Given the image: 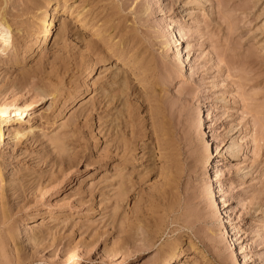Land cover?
<instances>
[{
    "label": "rangeland",
    "instance_id": "1",
    "mask_svg": "<svg viewBox=\"0 0 264 264\" xmlns=\"http://www.w3.org/2000/svg\"><path fill=\"white\" fill-rule=\"evenodd\" d=\"M0 20V102L42 99L0 144V264H264V0H0Z\"/></svg>",
    "mask_w": 264,
    "mask_h": 264
},
{
    "label": "bare ground",
    "instance_id": "2",
    "mask_svg": "<svg viewBox=\"0 0 264 264\" xmlns=\"http://www.w3.org/2000/svg\"><path fill=\"white\" fill-rule=\"evenodd\" d=\"M51 1H49L50 3ZM46 5V9L44 10V16L42 17V23L40 30H42V34H40V43L42 45L49 44L51 42V39L53 38V35L55 34V20H56V13L51 9L50 4ZM174 27H176V22L171 23ZM41 32V31H40ZM39 34L36 35L37 38H39ZM12 30L9 25L6 24V21L0 20V50L4 51L7 50L12 45L11 40ZM13 47V46H12ZM181 51V54L183 55V48H179ZM95 69V64L92 65L90 72L92 73ZM46 95V94H45ZM76 98L73 100L75 101ZM42 99H37L34 101H27L25 103H20L16 99H10L0 102V144L2 141L5 140V137L7 133H9L11 130V127L17 125L21 122H28V120L25 118L28 115L32 114V110L34 108V105L40 103ZM30 120V119H29ZM17 135L19 133H16ZM212 168L214 173V181L212 182L210 188L207 189L206 193L210 197H214L215 190L217 188L218 180H217V170H216V164L217 160L213 159L212 161ZM229 219L231 220V224L229 226V231H234L232 219L229 215ZM34 226V225H33ZM169 257H166L162 264H184L179 259V254L177 250H172Z\"/></svg>",
    "mask_w": 264,
    "mask_h": 264
}]
</instances>
